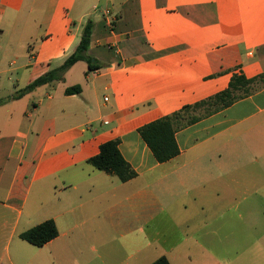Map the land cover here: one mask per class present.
Masks as SVG:
<instances>
[{
    "label": "crops",
    "instance_id": "0c3cea01",
    "mask_svg": "<svg viewBox=\"0 0 264 264\" xmlns=\"http://www.w3.org/2000/svg\"><path fill=\"white\" fill-rule=\"evenodd\" d=\"M88 3L0 0V99L60 66L87 22L96 63L77 62L82 78L69 69L20 108L25 96L0 106V264H172L190 238L218 242L209 257L232 264L230 244L264 247V87L176 132L168 162L138 133L234 74L264 75V0ZM115 139L136 173L125 183L87 163ZM216 211L219 238L208 230ZM47 220L57 237L43 247L19 238Z\"/></svg>",
    "mask_w": 264,
    "mask_h": 264
},
{
    "label": "trees",
    "instance_id": "16d2710c",
    "mask_svg": "<svg viewBox=\"0 0 264 264\" xmlns=\"http://www.w3.org/2000/svg\"><path fill=\"white\" fill-rule=\"evenodd\" d=\"M91 30V23L87 22L77 47L60 66L49 70L14 94L1 98L0 106L21 99L37 87L63 81L64 74L77 62H85L90 71L96 69V63L87 56ZM262 87H264V75L247 79L242 74H234L225 90L193 104L185 105L169 115L148 123L139 128L138 133L158 163L168 162L179 154L175 141L176 132L224 110ZM79 91L80 88L74 86L67 88L64 93L71 95ZM118 145V139L102 144L99 147V153L90 158L87 163L95 170L114 175L120 182L125 183L133 179L136 173L122 158ZM56 237L57 230L51 220L44 221L19 235L22 241L37 248L43 247ZM151 264H169V262L161 256Z\"/></svg>",
    "mask_w": 264,
    "mask_h": 264
},
{
    "label": "rangeland",
    "instance_id": "374dc122",
    "mask_svg": "<svg viewBox=\"0 0 264 264\" xmlns=\"http://www.w3.org/2000/svg\"><path fill=\"white\" fill-rule=\"evenodd\" d=\"M89 2L88 4L85 5L88 10V7L91 6L90 3H95L96 0H78L79 2ZM91 7H89L90 9ZM80 65H76L73 68H70L71 70V75H69L68 78H82L81 74V67ZM7 69V67H5ZM65 75V74H64ZM1 78H5L4 80L6 81V78H15V75L13 73H8L1 75ZM31 93V92H30ZM30 93L25 95V97L20 101H18L16 104L13 106H18L20 108V104L22 103H29L30 100L32 99ZM21 102V103H20ZM214 218H212L210 221L212 222V226L208 229L209 231H214V236L215 238H219L222 235L221 232V225H220V220L218 217V212L216 211L214 213ZM183 231L181 232V235L183 237H186V235H190L191 231L194 229L191 227L190 233H187V230L182 228ZM187 233V234H186ZM193 233V232H192ZM204 232H198V234H192L193 238H199L201 241V238ZM178 236V235H177ZM251 237V234H250ZM200 245H197L194 243V241L190 238L186 241L184 245H182L179 249L178 252L173 254L172 264H228L222 259L213 258V255L209 257L208 254L214 253V256L217 254V246H219L218 242H215L213 245L216 247L213 251L206 243L200 242ZM262 244H257L254 242H246V243H234L230 244L229 250L231 252H238L237 256H233L229 260L232 262V264H264V247L261 246ZM264 245V244H263ZM36 248V247H35ZM235 248V249H234ZM38 250V249H36ZM40 252H43L47 254L48 249H40Z\"/></svg>",
    "mask_w": 264,
    "mask_h": 264
},
{
    "label": "built area",
    "instance_id": "2783aa9c",
    "mask_svg": "<svg viewBox=\"0 0 264 264\" xmlns=\"http://www.w3.org/2000/svg\"><path fill=\"white\" fill-rule=\"evenodd\" d=\"M106 14H108V12H106Z\"/></svg>",
    "mask_w": 264,
    "mask_h": 264
}]
</instances>
